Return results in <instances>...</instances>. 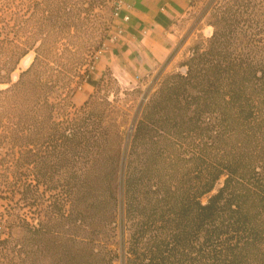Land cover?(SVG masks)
Listing matches in <instances>:
<instances>
[{
    "label": "trees",
    "instance_id": "trees-1",
    "mask_svg": "<svg viewBox=\"0 0 264 264\" xmlns=\"http://www.w3.org/2000/svg\"><path fill=\"white\" fill-rule=\"evenodd\" d=\"M65 2L83 21L77 58L58 62L41 43L0 89L12 149L0 196L37 217L24 232L56 240L60 223L78 224L76 250L51 243L55 264H264V0H210L211 36L144 97L126 137L95 95L72 100L79 78L100 84L89 65L110 38L93 41L105 0ZM18 49L11 70L29 52Z\"/></svg>",
    "mask_w": 264,
    "mask_h": 264
},
{
    "label": "rangeland",
    "instance_id": "rangeland-1",
    "mask_svg": "<svg viewBox=\"0 0 264 264\" xmlns=\"http://www.w3.org/2000/svg\"><path fill=\"white\" fill-rule=\"evenodd\" d=\"M116 1L105 0L103 5L95 7L97 18L94 22L97 26L93 41L96 46L108 40L112 33ZM209 1L194 0L191 8L176 26L179 42L174 50V62L167 69L157 70L149 76L136 79L118 70L107 68L99 77L100 84L94 86L84 100L77 99V93L85 92L84 85L87 83L85 75L73 86V102L80 106L95 95L94 99L98 100L99 107L106 109L105 123L108 127L120 131L125 137L128 136L133 129L136 112L144 97L158 88L162 76L173 72H184L186 67L182 63L191 55L193 46L205 42L211 36L214 28L210 24ZM74 2L70 1L72 8L76 6ZM65 5V0H0V89L7 87L9 81L15 82L18 79L20 72L34 59L33 47L41 43L55 47L51 55L58 62H68L77 58L83 36V21L77 18L71 21L66 18L63 10ZM53 15L55 17L51 19ZM13 47L17 49L15 55L11 51ZM18 47L21 51L28 48L29 52L20 58L16 69L11 70L9 66L14 64L18 54L20 55ZM98 53L99 51L96 55ZM7 62L10 63L6 66ZM91 65H89L90 72L93 70ZM8 142L0 144L2 154L12 151ZM30 147L33 152L37 151L35 144ZM33 166L35 167L34 164L30 165L32 169ZM13 168L16 169V166L11 165V169ZM0 171H5V166L0 164ZM204 200L206 201V197ZM0 215L8 231L5 239L0 241V264H55L58 254L56 248L52 247V242L59 246L69 243L74 250L78 247L80 235L76 223L65 226L60 223L56 240L50 238L52 235H45V238H42L37 233L26 234L23 218L27 217L34 223L38 220L33 212L20 208L16 198L0 196ZM69 238L73 240L69 241Z\"/></svg>",
    "mask_w": 264,
    "mask_h": 264
},
{
    "label": "crops",
    "instance_id": "crops-1",
    "mask_svg": "<svg viewBox=\"0 0 264 264\" xmlns=\"http://www.w3.org/2000/svg\"><path fill=\"white\" fill-rule=\"evenodd\" d=\"M123 1L122 16L129 13L130 20L114 21V25L123 26V34L116 41L109 39L99 53L90 73L93 80H98L107 68L136 79L167 69L174 62L179 42L175 28L194 0ZM93 88L87 82L85 92L77 93L76 98L84 100Z\"/></svg>",
    "mask_w": 264,
    "mask_h": 264
},
{
    "label": "built area",
    "instance_id": "built-area-1",
    "mask_svg": "<svg viewBox=\"0 0 264 264\" xmlns=\"http://www.w3.org/2000/svg\"><path fill=\"white\" fill-rule=\"evenodd\" d=\"M125 7V2L123 0H117L115 7H114V19L122 18L124 21L130 20V14L126 13L125 15L122 16V11ZM123 34V26L121 25H114V28L112 30V33L110 34V40L111 41H116L121 35ZM106 46H104L105 48ZM103 49V48H102ZM99 50V53L101 50ZM99 53L96 55V58L98 57ZM96 62V61H94ZM95 64H92V68H94ZM7 226L0 215V239H4L7 236Z\"/></svg>",
    "mask_w": 264,
    "mask_h": 264
}]
</instances>
